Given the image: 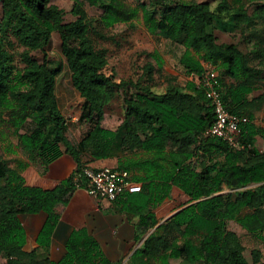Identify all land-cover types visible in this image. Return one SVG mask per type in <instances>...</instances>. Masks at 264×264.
<instances>
[{"label": "trees", "instance_id": "trees-1", "mask_svg": "<svg viewBox=\"0 0 264 264\" xmlns=\"http://www.w3.org/2000/svg\"><path fill=\"white\" fill-rule=\"evenodd\" d=\"M0 2V116L8 111L14 127L29 120V127L17 133V142L37 168L30 178L10 186L6 182L10 169L0 158V255L5 264H120L106 256L87 227L85 215L98 207L77 192L75 183L78 176L80 186L85 184L82 169L90 161L84 154L91 160L113 155L118 130L105 127L103 119L114 88L123 95L121 147L153 154L117 163V169L129 170L130 165L142 172L132 177L141 189L98 208L125 214L133 224V238L125 242L123 253L155 227L131 253L132 259L161 258V264H168L169 257H182L188 264H258L259 251L254 250L248 260L238 235L227 228V220L246 207L250 212L237 222L252 236L264 238V127L252 119L264 97H248L257 77L248 54L233 43L217 42L214 32L217 27L233 29L248 21L246 10H229L225 0L215 10L208 1L140 0L132 6L124 0H72L74 19L63 22V10L50 0ZM86 5L100 8V16L89 17ZM140 12L151 32L179 47L177 65L192 76L183 88L168 80L162 92L154 91L155 66L150 62L134 78L119 82L104 71L106 56L95 48L88 32L107 38L108 27L132 21ZM52 31L59 34L72 85L84 98L93 121L76 142L67 136L58 107L56 71L47 66L46 57L38 62L30 54L49 42ZM11 36L23 48L19 53L23 66L14 63ZM155 61L161 65L160 58ZM203 62L218 67V85L227 109L248 118L241 124L245 144L241 150L231 149L217 136L204 135L214 114L197 85L205 70ZM256 137L261 138V148L255 145ZM250 183L255 186L243 188ZM57 205H62L60 212ZM38 213L46 215L35 237L38 247L50 248L61 220L71 225L64 252L56 260L49 255L39 257L35 248H24L26 230L19 215Z\"/></svg>", "mask_w": 264, "mask_h": 264}, {"label": "rangeland", "instance_id": "rangeland-1", "mask_svg": "<svg viewBox=\"0 0 264 264\" xmlns=\"http://www.w3.org/2000/svg\"><path fill=\"white\" fill-rule=\"evenodd\" d=\"M124 1L129 5L136 6L140 0ZM181 1H208L211 9L215 10L218 9L219 2L222 0ZM225 1L229 5V10L235 8L245 9L250 19L241 22L233 29L217 27L214 31L217 42L233 43L240 50L248 54L249 64L257 71L253 90L248 97L251 98L260 94L264 97V0ZM50 3L57 5L63 10V22L74 19V16L70 12L72 0H50ZM85 9L89 17H99L102 12L100 8L89 5H86ZM1 17L2 4L0 2V18ZM105 31L108 35L107 38L96 37L92 32H88V35L95 48L104 52L107 59L104 71L110 76L112 81L119 82L121 80L134 78L136 74L141 73L142 66L146 62H150L155 66L151 80V83H153L152 89L154 91H163L168 80H171L172 83L182 88L185 86L186 81L189 80V77L177 65L179 47L166 40L160 34L151 32L147 28L141 12L132 21L115 23ZM10 41L13 43L10 49L14 56L15 65L18 67L23 66V62L19 55L23 48L16 43L12 36L10 37ZM191 53L199 57V53L195 51H191ZM30 54L32 58L38 62H42L43 58L46 57L47 66L56 71L54 92L58 107L65 118L66 133L69 139L74 142L78 141L88 132L93 125V121L87 115V104L84 98L72 85L71 72L67 66L65 56L61 52V40L58 32L52 31L49 42L42 49L31 50ZM157 58L161 59L160 66L155 61ZM8 118V111L0 116V158L5 161L6 166L10 169L8 173L9 178L6 182H9L10 186H14L34 175L37 172V168L29 160L26 152L17 142V133L23 132L29 127V120L27 119L24 121L19 127H14L9 123ZM123 118V95L120 89L114 88L109 102L104 107L103 125L109 129L118 130V135L113 141V155L110 156L112 164H107V166L115 167L117 163H127L130 160L148 158L153 155L150 152L130 151L121 147L120 139L123 135V130L119 127ZM252 119L255 125L264 127V101L259 109L254 112ZM255 145L261 148L260 137H256ZM60 148L63 149L61 144ZM84 156L86 161H91L88 154H84ZM127 166L129 167L128 171L131 173L132 177L133 175H141L142 172H137L135 169L131 168L130 165ZM11 177H13L14 180H12ZM1 183H3V181ZM254 186V183H250L243 188H252ZM226 191H229V189L223 190L221 193ZM61 209L62 205H57L56 211L60 212ZM248 212H250L248 208H242L236 218L227 220V228L238 235L244 247L243 254L248 260H252V252L258 250L260 253L258 264H264V238L252 236L245 228L239 225L236 220L238 217ZM170 213L165 214L164 219H166ZM19 219L26 230L25 249L31 250L35 248L39 257L49 255L53 260L61 256L60 254L63 252V242L68 234L69 226L59 222L56 227V232L59 234L60 243L50 246L49 249H44L37 246L34 237L37 231V225L42 222V215L39 213L34 215L20 214ZM164 219H161L159 223ZM154 228L155 227L149 229L144 234L143 238H145L148 232L154 230ZM142 239L137 241L127 252H122L121 254L117 253L118 255L115 256L113 260H120V264H129L131 262L134 264H161V258L136 257L132 259L130 257L134 249L140 245ZM113 240L115 241L114 238ZM105 254L107 255V252H105ZM167 260L168 264H188L182 257H169ZM0 264H5V258L1 255Z\"/></svg>", "mask_w": 264, "mask_h": 264}, {"label": "built area", "instance_id": "built-area-1", "mask_svg": "<svg viewBox=\"0 0 264 264\" xmlns=\"http://www.w3.org/2000/svg\"><path fill=\"white\" fill-rule=\"evenodd\" d=\"M205 70L199 78L197 85L204 90L214 114L212 124L205 130L204 135H212L221 138L233 150L245 148L241 141V124L248 121L246 115L236 114L225 106L218 85V67L211 63L203 62ZM192 78L191 75L188 76ZM85 184L81 187L78 176L75 177L76 187L100 203L102 200L111 202L124 193L138 192L141 183L132 179L128 170L117 169L114 166L85 165L82 169Z\"/></svg>", "mask_w": 264, "mask_h": 264}, {"label": "crops", "instance_id": "crops-1", "mask_svg": "<svg viewBox=\"0 0 264 264\" xmlns=\"http://www.w3.org/2000/svg\"><path fill=\"white\" fill-rule=\"evenodd\" d=\"M110 160H111L110 157L104 158V159L91 160L89 162V165L96 167V166L112 164ZM77 192L87 195V193H85V191L81 189H78ZM88 198L98 208H107L110 206L109 205L110 202L108 201L105 202V200H102L100 203L96 204L94 200L91 199L89 196ZM98 208H95L89 211L85 215V221H86L87 227L93 232L94 237L96 238L98 243H100L99 245H101V247L103 248L104 253L107 252L106 256L110 258L111 260H113L115 256H117L118 254H121L124 251L125 242L133 238L134 227L125 214L118 213V212L104 213V212H101L100 209ZM39 214L42 215V222L39 225H37V228H36L37 231L35 232L34 237H36L46 217L44 213H39ZM60 222H62V224H66L67 226H69V230L71 229V225L68 224L67 222H64L62 220ZM58 235L59 234L55 230V236L53 235L52 237L51 246L54 244L60 243ZM113 238L115 239V241L113 240ZM63 252H64V247H63ZM63 252L60 255H62ZM113 252H116V253H113Z\"/></svg>", "mask_w": 264, "mask_h": 264}, {"label": "water", "instance_id": "water-1", "mask_svg": "<svg viewBox=\"0 0 264 264\" xmlns=\"http://www.w3.org/2000/svg\"><path fill=\"white\" fill-rule=\"evenodd\" d=\"M176 211H177V210L171 212L167 217H170V216H171L172 214H174ZM167 217H166V218H167ZM148 233H149V232H148ZM148 233H147V234H148ZM145 237H146V236H145Z\"/></svg>", "mask_w": 264, "mask_h": 264}]
</instances>
